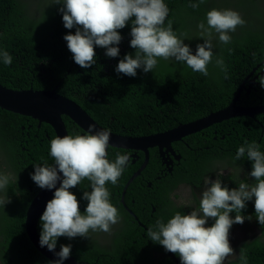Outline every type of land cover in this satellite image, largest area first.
I'll return each mask as SVG.
<instances>
[{
    "label": "trees",
    "instance_id": "obj_1",
    "mask_svg": "<svg viewBox=\"0 0 264 264\" xmlns=\"http://www.w3.org/2000/svg\"><path fill=\"white\" fill-rule=\"evenodd\" d=\"M230 1L246 6L259 2ZM164 2L169 9L164 27L167 28L171 21L175 35L184 40L195 54L197 45L205 42L199 37L197 25L201 21L206 24V14L214 2L204 0L196 9L188 5L199 3V0ZM61 6L55 4V0H0V51H7L12 57L10 66L0 60V83L14 90L56 88L58 93L76 101L96 122L113 132L149 135L208 115L233 100L256 66L264 67V28L255 18L230 33L232 40L228 44L220 43L218 34H213L214 55L212 63L207 66L209 75L206 77L172 59H158L153 72L144 73L142 69H137L135 77L118 74L115 68L119 60L126 54H135V49L130 47L131 21L124 29L118 30L122 36L118 45L120 55L109 58L105 49L96 47V64L84 69L74 62L63 39L69 32L74 34L75 28L69 30L64 27L63 14L59 12ZM220 57L227 69V79L225 72L215 64ZM242 104H264V87L258 83L249 94L244 90ZM64 121L69 135H83L84 130L69 117L64 116ZM207 134L210 137L205 139ZM215 135L218 138H214ZM55 137V130L48 123L40 124L32 117L0 107V142L13 170L4 193L11 203L0 206V264L50 262L31 242L25 222L28 207L41 190L30 174L34 173L37 164H54L49 152L50 141ZM192 137L191 147H194L193 144L198 146V151L185 149L182 160L190 175L186 179L188 183H200L202 174L208 169V162L215 158L229 160L235 171L232 174H236L234 178L242 175L246 179L247 173L252 171V161L246 156L238 161L234 158L246 141L255 142L264 152V113L255 117H234L214 125L205 135L198 133ZM138 179L135 178L129 188L136 186ZM161 183L155 181L158 196L163 198ZM106 187L110 190L109 182ZM84 188L91 189L87 179L70 189L77 196L82 213L88 203L83 199ZM176 212L185 214L179 209L170 212L160 209L150 221L142 220L145 227L139 222L126 220L122 229L117 231V247L112 249L87 243L84 237H60L57 246L72 245L71 255L82 264H175L174 258L163 246L147 237V230L150 227L156 230L157 220L166 223ZM236 214L251 216V220L245 219L243 224H237L245 232V238L234 247L236 253L228 258L226 264H241V251L247 257V264H264V227L255 215L254 198L246 202L242 212H233L230 216L234 218ZM256 227L263 233H259ZM38 231L41 232L40 221ZM157 257L160 258L158 261Z\"/></svg>",
    "mask_w": 264,
    "mask_h": 264
},
{
    "label": "clouds",
    "instance_id": "obj_2",
    "mask_svg": "<svg viewBox=\"0 0 264 264\" xmlns=\"http://www.w3.org/2000/svg\"><path fill=\"white\" fill-rule=\"evenodd\" d=\"M259 2L264 4L262 0ZM201 3H204V0H199V3H190L188 6L196 9ZM55 4L62 5L59 12L63 14L64 27L69 30L75 28L74 34L69 32L63 39L67 42V48L72 53L74 62L84 69L96 64V47L105 49V55L109 58H116L120 55L118 45L122 41V36L118 30L124 29L131 21L130 47L135 49V54H126L115 68L118 74L128 77H135L137 69H142L144 73L153 72L158 59H172L206 77L209 75L207 66L212 63L214 55L213 31L218 34L220 43L228 44L232 40L230 33H234L237 26L242 27L246 24L237 11L213 8L206 14V24L201 21L197 25L200 30L199 37L205 42L198 44L193 54L190 46L175 35L171 21L167 28L164 27L169 14L164 0H55ZM0 60L5 65L12 64V57L7 51H0ZM215 64L225 72L227 79V69L223 58H217ZM262 71L264 70L261 68L255 75V77L258 76L255 82H252L255 72L249 79H247L248 76L246 77V82L243 81L245 87L238 97V105L251 107V105L242 104V94L244 90L249 94L252 87L258 83L264 87V72L261 73ZM248 80L250 81L247 86ZM238 92L226 107L212 112L227 108L237 98ZM262 105L264 104L255 106ZM205 116L207 115L195 120L180 122L169 129L151 134L164 133ZM229 119L214 123L201 131L171 142L170 146L157 147H160L162 151L164 148L176 149L183 158V153L187 148L198 151V146L193 144L194 147H191L192 135L198 133L205 135L211 127ZM110 135V130L105 128L97 131L93 124L89 126L87 135L56 136L50 141L49 152L54 164L52 166L47 163L43 166L37 164L34 173L30 174L31 179L39 188L55 189L53 198L47 202L40 217L39 244L41 247L46 246L58 257L49 264H64V261L71 255L72 245L70 244L60 245V251H55L60 237L88 238L90 231L109 234L111 226L121 219L118 209L110 202V192L106 184L108 182L114 186L117 184L130 161V156L117 153L114 162L107 159ZM209 137L210 134H207L205 139ZM197 138L201 140L198 136ZM214 138H218L217 135ZM1 145L3 146L2 143ZM4 151H6L5 148ZM2 156L1 153L0 158ZM245 156L252 161V171L247 173L246 179L239 176L233 179L239 183L234 184L231 181L229 185L227 176H223V180L219 178L224 174L223 169L217 172L218 178L215 181L206 176L203 180L204 190L201 198L197 205L192 207L194 210L190 214L189 208L186 211L187 215L176 212L166 223L163 220H157L156 230L151 227L147 230V237L163 246L165 251L174 258L175 264H226L229 262L228 258H232V255L236 253L234 247L245 238L242 228L237 224H243L245 219L251 220V216L245 217L239 214L232 218L230 213L242 212L246 208V202L253 198L255 215L259 224L264 227V152L259 150V145L255 142L247 143L246 141L244 146L239 147L234 159L238 161ZM12 171L10 158L5 156V162H0V191L6 189L12 179L8 173ZM61 173L63 174L62 183L57 188V183L61 181ZM84 179L90 181L91 191L83 193V199L88 203L82 213L79 200L70 189L80 185ZM8 203H11L9 197L0 196V206ZM208 220L209 227H206ZM256 230L263 233L257 227ZM159 259L157 257L156 260ZM239 259L241 264H247V257L243 251Z\"/></svg>",
    "mask_w": 264,
    "mask_h": 264
},
{
    "label": "water",
    "instance_id": "obj_3",
    "mask_svg": "<svg viewBox=\"0 0 264 264\" xmlns=\"http://www.w3.org/2000/svg\"><path fill=\"white\" fill-rule=\"evenodd\" d=\"M258 67L254 68L248 75L247 79L254 74ZM246 79V80H247ZM245 80V82H246ZM243 85L239 89L237 98L227 108L218 112H212L209 115L196 121L182 124L172 130L164 133H156L146 136L128 137L118 135L111 132L109 146L123 149H143L149 154V148L157 146H170L171 142L182 139L183 137L201 131L214 123L221 122L234 116H255L264 112V105L245 107L237 104L238 97L241 94ZM0 107L5 110L18 113L21 115L32 117L41 123H48L55 130L56 136L69 135L64 116H68L75 124L81 127L86 133L89 131L90 125H95L96 130L105 129L99 125L87 111L82 108L74 100L59 94L56 88L51 90H34L32 87L25 90H14L0 83ZM93 134H95L93 132ZM143 167L131 177L127 186H129L135 178L141 173ZM61 181L57 183V188L62 183L63 174L61 173ZM55 189H41L30 203L26 215V231L35 245L36 249L45 255L50 261H55L58 257L54 252L49 251L47 247H41L39 244L40 233L38 224L43 214L46 204L54 196ZM56 252L60 251L56 247ZM64 264H82L78 262L72 255L64 261Z\"/></svg>",
    "mask_w": 264,
    "mask_h": 264
},
{
    "label": "flooded vegetation",
    "instance_id": "obj_4",
    "mask_svg": "<svg viewBox=\"0 0 264 264\" xmlns=\"http://www.w3.org/2000/svg\"><path fill=\"white\" fill-rule=\"evenodd\" d=\"M262 1L264 2V0ZM257 67L258 69L262 68L264 70L260 65ZM263 72L264 71L261 73ZM257 77L258 76H256L252 82H255ZM113 133L128 137H138L134 135L133 132L122 134L117 131ZM82 134L87 135L88 133L83 131ZM117 153L130 156V161L125 167L117 184L114 186L109 182L111 186L109 190L110 202L118 209L121 219L117 224L111 226V231L108 236L103 235L106 241L97 242L91 241V237L84 238V240L88 241L87 243L93 242L101 246H110L113 242L111 249L117 247V242L115 243L117 231L122 229L126 220L139 222L141 226L145 227L142 220L150 221V218L160 209L164 212L179 209L186 214L189 208L190 214L194 210L192 207H195L198 203L197 199L202 195L204 190L203 180L206 176L215 181L218 177L217 172L221 169L224 170L222 176H226L227 173L233 172V166L229 160L222 158L211 160L208 162V169L202 174L201 182L198 184L188 183L186 179L189 178L190 175L187 174L188 170H186L185 165L183 166V158L176 149L171 150L164 148L162 151L160 147H154L149 148V154H147L143 149H123L110 146L107 148V159H109L110 162H114ZM152 159L153 163L150 164ZM142 167L141 173L137 176L139 179L136 186L129 188L130 185L127 186L129 180ZM219 178H221V176H219ZM157 180L162 181L161 186L164 190L163 198L158 196L155 185V181ZM86 190L91 191L89 188L83 189V191ZM140 194H142V196L138 197ZM206 227H209V220ZM243 233L245 235L244 231Z\"/></svg>",
    "mask_w": 264,
    "mask_h": 264
},
{
    "label": "rangeland",
    "instance_id": "obj_5",
    "mask_svg": "<svg viewBox=\"0 0 264 264\" xmlns=\"http://www.w3.org/2000/svg\"><path fill=\"white\" fill-rule=\"evenodd\" d=\"M210 1L214 2L212 4V7L210 5L211 10L213 8H215L217 10L231 9V10L237 11L246 22L251 21V20L256 18V20L260 21V23L262 24V26L264 28V4L262 2H259V3L257 2L253 6H246V5H243V3L242 4L238 3V5H236L234 2H232L230 0H210ZM225 1H228L229 4H227ZM258 14H260V15L257 16ZM237 28H242V27L241 26H237ZM213 34L217 36V34L215 32L212 33V44H213ZM4 152H5L4 148H3V146L0 143V154L1 153L3 154V156L0 158V162L1 163L5 162V154H4ZM238 170L239 169H237V171ZM233 172H235V171L233 170ZM243 173L244 172H242V174ZM8 174H10L12 176L13 173L10 172ZM235 175L236 174H232L231 172L227 173L226 176L229 179V185H231V181H233ZM239 176H240V178H243V176H241V175H239ZM221 180H223V176H221ZM5 192H6V190L0 191V196H4ZM103 235L108 236V234L105 233V232H92V231L89 232V237L92 238L91 241H97V242L106 241V239L103 237ZM90 243L98 245V244L93 243V242H90ZM112 245H113V242H112V244L110 246L109 245H107V246L99 245V246L111 249Z\"/></svg>",
    "mask_w": 264,
    "mask_h": 264
}]
</instances>
